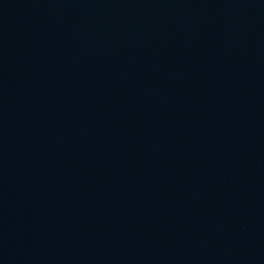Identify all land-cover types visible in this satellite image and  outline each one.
I'll use <instances>...</instances> for the list:
<instances>
[{
    "label": "water",
    "instance_id": "1",
    "mask_svg": "<svg viewBox=\"0 0 264 264\" xmlns=\"http://www.w3.org/2000/svg\"><path fill=\"white\" fill-rule=\"evenodd\" d=\"M0 264H264V0H0Z\"/></svg>",
    "mask_w": 264,
    "mask_h": 264
}]
</instances>
